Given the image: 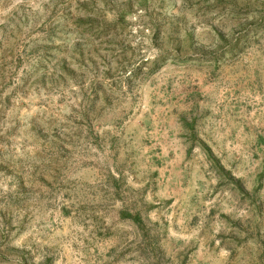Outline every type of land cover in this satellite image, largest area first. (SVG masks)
Here are the masks:
<instances>
[{"label": "rangeland", "instance_id": "374dc122", "mask_svg": "<svg viewBox=\"0 0 264 264\" xmlns=\"http://www.w3.org/2000/svg\"><path fill=\"white\" fill-rule=\"evenodd\" d=\"M0 264H264V0H0Z\"/></svg>", "mask_w": 264, "mask_h": 264}, {"label": "trees", "instance_id": "16d2710c", "mask_svg": "<svg viewBox=\"0 0 264 264\" xmlns=\"http://www.w3.org/2000/svg\"><path fill=\"white\" fill-rule=\"evenodd\" d=\"M128 217H132V218L134 219V221H136V222H138V221H139V218H138V216H137V215H135V216H128Z\"/></svg>", "mask_w": 264, "mask_h": 264}]
</instances>
